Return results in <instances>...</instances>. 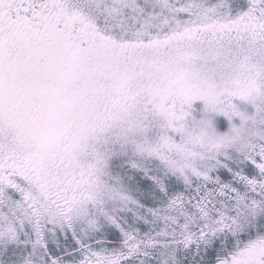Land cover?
<instances>
[{
  "label": "snow or ice",
  "instance_id": "1",
  "mask_svg": "<svg viewBox=\"0 0 264 264\" xmlns=\"http://www.w3.org/2000/svg\"><path fill=\"white\" fill-rule=\"evenodd\" d=\"M0 264H264V0H0Z\"/></svg>",
  "mask_w": 264,
  "mask_h": 264
}]
</instances>
